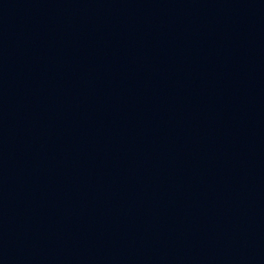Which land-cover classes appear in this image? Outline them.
<instances>
[{
    "label": "water",
    "instance_id": "1",
    "mask_svg": "<svg viewBox=\"0 0 264 264\" xmlns=\"http://www.w3.org/2000/svg\"><path fill=\"white\" fill-rule=\"evenodd\" d=\"M0 264H264V0H0Z\"/></svg>",
    "mask_w": 264,
    "mask_h": 264
}]
</instances>
